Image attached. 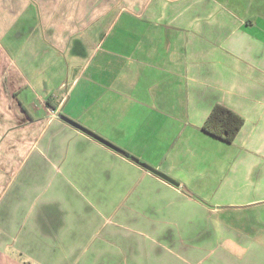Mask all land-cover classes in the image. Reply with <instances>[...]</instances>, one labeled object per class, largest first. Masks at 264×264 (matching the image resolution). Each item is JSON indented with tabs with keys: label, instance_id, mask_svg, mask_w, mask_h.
I'll list each match as a JSON object with an SVG mask.
<instances>
[{
	"label": "crops",
	"instance_id": "obj_1",
	"mask_svg": "<svg viewBox=\"0 0 264 264\" xmlns=\"http://www.w3.org/2000/svg\"><path fill=\"white\" fill-rule=\"evenodd\" d=\"M0 264H264V0H0Z\"/></svg>",
	"mask_w": 264,
	"mask_h": 264
},
{
	"label": "trees",
	"instance_id": "obj_2",
	"mask_svg": "<svg viewBox=\"0 0 264 264\" xmlns=\"http://www.w3.org/2000/svg\"><path fill=\"white\" fill-rule=\"evenodd\" d=\"M244 118L229 108L216 104L202 125V130L227 143L233 142Z\"/></svg>",
	"mask_w": 264,
	"mask_h": 264
},
{
	"label": "water",
	"instance_id": "obj_3",
	"mask_svg": "<svg viewBox=\"0 0 264 264\" xmlns=\"http://www.w3.org/2000/svg\"><path fill=\"white\" fill-rule=\"evenodd\" d=\"M59 117L61 119H63L64 121H66L67 123L71 124L72 126L82 130L83 132L91 135L92 137H94L95 139L99 140L100 142L104 143L105 145L113 148L114 150L120 152L121 154L125 155L126 157L133 159L134 161H136L137 163L141 164L144 168L148 169L149 171L153 172L154 174L162 177L163 179L169 181L170 183L178 186L179 182L177 180H175L174 178H172L171 176L167 175L166 173H164L163 171L143 162L142 160L136 158L135 156H133L132 154H130L129 152L123 150L122 148H120L119 146L111 143L110 141L106 140L105 138L99 136L98 134L92 132L91 130L85 128L84 126H82L79 122L75 121L74 119L64 115V114H60Z\"/></svg>",
	"mask_w": 264,
	"mask_h": 264
},
{
	"label": "rangeland",
	"instance_id": "obj_4",
	"mask_svg": "<svg viewBox=\"0 0 264 264\" xmlns=\"http://www.w3.org/2000/svg\"><path fill=\"white\" fill-rule=\"evenodd\" d=\"M74 119H75V118H74ZM76 121H77V120H76ZM130 121L135 122L136 120H135V118H131ZM105 122L108 123V120H105ZM91 123H92L91 126H87V127H88L89 129H91V130H93V131L99 133V134L101 133L100 131H106V130L109 131V127H108V125L104 124V123H103L102 121H100V120H93V119H91ZM92 125H93V126H92ZM94 125H97V126H99V127L94 128ZM95 129H96V130H95ZM101 135L104 136L105 138H107L109 141H111L110 139H113V141H116V142H112V143H114L115 145L119 146V147L122 148V149H126V150L130 151V152L133 153V154L138 153V152H136V150H134V149H132V148L129 147L130 143H125L124 141H121V140H120L118 137H116V136L110 137V136H107L106 134H101ZM131 143H132V142H131ZM133 145H135V146H140L141 144H140V143H134ZM144 145H147V147L152 146V144H144ZM156 145H158V144H156ZM135 155H136V154H135ZM143 162H145V163L151 165V163L145 161V159L143 160ZM186 190H187L189 193H191L192 195L198 197V196H197L198 194H196L193 190H190L189 188H187ZM207 203H208V202H207Z\"/></svg>",
	"mask_w": 264,
	"mask_h": 264
}]
</instances>
